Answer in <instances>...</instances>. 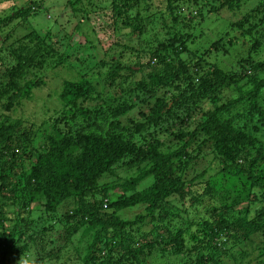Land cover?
<instances>
[{
	"label": "trees",
	"instance_id": "trees-1",
	"mask_svg": "<svg viewBox=\"0 0 264 264\" xmlns=\"http://www.w3.org/2000/svg\"><path fill=\"white\" fill-rule=\"evenodd\" d=\"M65 3L93 48L109 44L100 59L72 52L68 34L61 49L31 28L6 43L2 27L45 0L0 17V264H264V0ZM211 20L221 31L205 32ZM59 66L79 75L29 147L32 129L4 112ZM135 108L142 120L119 123ZM60 227L65 243L46 250ZM78 233L83 254L64 258Z\"/></svg>",
	"mask_w": 264,
	"mask_h": 264
},
{
	"label": "rangeland",
	"instance_id": "rangeland-1",
	"mask_svg": "<svg viewBox=\"0 0 264 264\" xmlns=\"http://www.w3.org/2000/svg\"><path fill=\"white\" fill-rule=\"evenodd\" d=\"M29 0H0V17H4L9 15L12 11L15 12L16 9L14 7H18L20 5L26 6ZM66 0H45L44 8L41 9L36 14L23 15L17 19H13L6 27H2L1 35L4 38L6 35L8 37L6 43H10L12 40L17 38L18 36L25 34L29 31V29H34L39 34L44 35L46 32L48 33L49 41L54 43V47L64 48L66 42L68 41V45L73 46L72 52L75 51L76 55H79L84 59L92 58L94 61L96 59H100L103 56V52L108 49L107 42H98L97 48H93L91 46L92 42H96L94 32L92 31V27L87 24L84 18L81 15L71 14L72 11L67 5ZM220 2V0H217ZM14 5V7L12 6ZM143 6V5H142ZM246 7H248L246 5ZM47 8V9H45ZM14 9V10H13ZM49 9V10H48ZM184 11V9H182ZM77 27L75 28V26ZM221 22L216 20L214 23L211 20V23L205 28V32L215 33L217 31H221ZM24 27V29H22ZM51 31V32H50ZM66 33V35H65ZM68 35L70 37L68 38ZM100 37V36H98ZM103 41V40H102ZM251 41V40H250ZM253 41V40H252ZM251 41V44H252ZM255 42V41H254ZM235 43V41H234ZM244 44H247L246 42ZM4 45V44H3ZM0 43V48L3 46ZM136 45V44H135ZM250 45V44H249ZM90 46V47H89ZM138 46V45H136ZM250 47V46H248ZM247 47V48H248ZM253 50V49H252ZM5 52V51H4ZM79 53V54H78ZM264 54V53H263ZM262 55V54H261ZM134 51L131 53H127L122 56V63H132L134 62ZM217 61H222V55H218ZM264 56V55H263ZM252 57H260L258 55H252ZM105 70L100 72L101 76H103ZM79 74L76 72L71 73L70 68L67 66H59L54 70H49L45 76L43 77L44 86L39 89L33 90V98L31 100H26L23 102L21 106L16 108L13 112H4L8 113L9 116L13 118H21L22 126L24 128L30 127L31 134L29 135V139L26 141L28 146L30 147L33 144V140H35L33 131L37 129L38 126H41L43 129V122L46 121V126L52 121L55 115V111L58 107L53 106V102L55 101V96L58 95L62 88V81L65 79H77ZM1 76V75H0ZM264 76V74L262 75ZM261 76V77H262ZM2 77V76H1ZM104 95H107V91H103ZM107 97V96H106ZM104 97V98H106ZM142 109L147 111V103ZM205 107H208L206 105ZM139 109V108H138ZM4 110L0 108V112ZM3 113V114H4ZM134 117L135 119L142 120L137 113V108L133 109L130 113L124 114L120 116L119 123L127 124L129 119ZM32 122V123H30ZM40 127V128H41ZM41 142V140H36ZM36 144V142H34ZM210 157L202 158L197 161V164L193 166L188 171V174L191 176L198 171L202 170L205 166L209 164ZM125 175V174H124ZM145 183L141 184V187L144 186ZM72 202H68V205H71ZM61 208L60 212H64L68 207ZM142 211V207L136 206L128 209H124L119 212V215L123 219H131L137 213ZM7 224H5L6 226ZM55 241L53 242V246H47L46 250L52 249L53 251L57 247H61L64 242V237L61 238L59 235L64 236V232L62 228H58L57 230L52 232ZM59 236V237H58ZM85 237L82 238L81 233H78L71 242L64 246V258L70 256L72 259L76 258L79 255H82L86 246ZM77 260V259H74ZM68 264H74L71 260H67ZM52 264H58L57 261H50ZM78 262V260H77ZM79 263V262H78Z\"/></svg>",
	"mask_w": 264,
	"mask_h": 264
},
{
	"label": "clouds",
	"instance_id": "clouds-1",
	"mask_svg": "<svg viewBox=\"0 0 264 264\" xmlns=\"http://www.w3.org/2000/svg\"><path fill=\"white\" fill-rule=\"evenodd\" d=\"M20 264H32V262H30L28 259H22Z\"/></svg>",
	"mask_w": 264,
	"mask_h": 264
}]
</instances>
